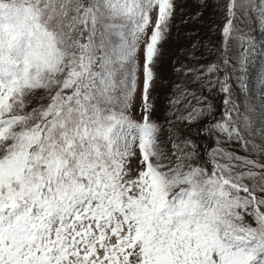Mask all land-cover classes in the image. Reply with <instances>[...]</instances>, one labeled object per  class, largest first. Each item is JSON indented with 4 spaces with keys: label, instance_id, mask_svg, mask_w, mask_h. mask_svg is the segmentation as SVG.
I'll use <instances>...</instances> for the list:
<instances>
[{
    "label": "snow or ice",
    "instance_id": "snow-or-ice-1",
    "mask_svg": "<svg viewBox=\"0 0 264 264\" xmlns=\"http://www.w3.org/2000/svg\"><path fill=\"white\" fill-rule=\"evenodd\" d=\"M188 2L0 0V264H264V0Z\"/></svg>",
    "mask_w": 264,
    "mask_h": 264
},
{
    "label": "rangeland",
    "instance_id": "rangeland-1",
    "mask_svg": "<svg viewBox=\"0 0 264 264\" xmlns=\"http://www.w3.org/2000/svg\"><path fill=\"white\" fill-rule=\"evenodd\" d=\"M194 3H195V0H189L187 7L188 8L194 7ZM210 15H211L210 12L205 11V16H210ZM190 26L191 25H189V27ZM185 27L186 26H184V25H180L181 30H183ZM174 32H175V29H174ZM254 36H255L256 46H255V49L253 51V57H254L253 66L256 69V71L259 72L260 67H261V57L264 56V47H262V46H264V36H262L260 34L259 30H257L254 33ZM217 38H218V33L213 36L214 40ZM176 43H177V41L175 39H172L169 41V43L167 45H165V48L171 51L175 48ZM217 102H219V101H217Z\"/></svg>",
    "mask_w": 264,
    "mask_h": 264
}]
</instances>
